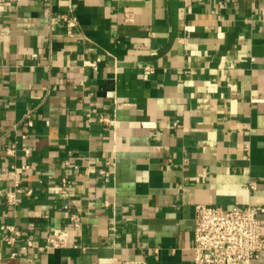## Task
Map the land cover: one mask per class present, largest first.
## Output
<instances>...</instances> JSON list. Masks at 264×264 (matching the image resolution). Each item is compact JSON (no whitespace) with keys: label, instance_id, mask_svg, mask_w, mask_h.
Masks as SVG:
<instances>
[{"label":"crops","instance_id":"obj_1","mask_svg":"<svg viewBox=\"0 0 264 264\" xmlns=\"http://www.w3.org/2000/svg\"><path fill=\"white\" fill-rule=\"evenodd\" d=\"M198 203L264 205V0H0V264H194Z\"/></svg>","mask_w":264,"mask_h":264},{"label":"built area","instance_id":"obj_2","mask_svg":"<svg viewBox=\"0 0 264 264\" xmlns=\"http://www.w3.org/2000/svg\"><path fill=\"white\" fill-rule=\"evenodd\" d=\"M66 26V32L72 34L75 28V17L69 12L62 15ZM91 66L96 61H87ZM29 117V116H28ZM105 121L113 123L114 119L104 118ZM28 124L32 121L27 118ZM25 135L22 134V137ZM8 155L15 154V142L5 147ZM27 152V149H26ZM108 167H101L99 173L109 175L114 165L113 161ZM64 181V180H63ZM29 192V191H28ZM8 199L13 201L14 195L8 193ZM264 205L248 204L242 208H222L203 203L195 205L194 231L192 240V256L194 264H250L264 252V236L262 234V215ZM74 225L79 221L76 215L71 217ZM7 228L13 233L5 237L7 243H12L21 232L12 225ZM67 232L62 229H54L47 232L45 245L36 244L32 238H26L22 249L36 246L39 250L45 247H61L68 243ZM77 246L76 244H73ZM18 254L13 250L12 256ZM115 257L99 258L98 264H113ZM120 264H126L122 262ZM133 264H147L144 260H135Z\"/></svg>","mask_w":264,"mask_h":264}]
</instances>
